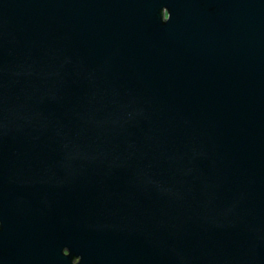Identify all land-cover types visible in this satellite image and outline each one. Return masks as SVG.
<instances>
[{
    "label": "water",
    "instance_id": "water-1",
    "mask_svg": "<svg viewBox=\"0 0 264 264\" xmlns=\"http://www.w3.org/2000/svg\"><path fill=\"white\" fill-rule=\"evenodd\" d=\"M0 264H264V0H0Z\"/></svg>",
    "mask_w": 264,
    "mask_h": 264
},
{
    "label": "flooded vegetation",
    "instance_id": "flooded-vegetation-1",
    "mask_svg": "<svg viewBox=\"0 0 264 264\" xmlns=\"http://www.w3.org/2000/svg\"><path fill=\"white\" fill-rule=\"evenodd\" d=\"M61 253L65 254L67 252V250L65 249V247L63 246L61 249H60ZM78 260V254H76L75 256H73L71 259H70V263H74L75 261Z\"/></svg>",
    "mask_w": 264,
    "mask_h": 264
}]
</instances>
